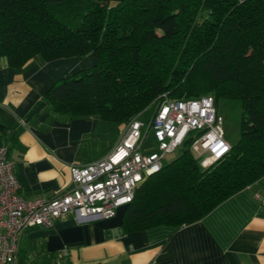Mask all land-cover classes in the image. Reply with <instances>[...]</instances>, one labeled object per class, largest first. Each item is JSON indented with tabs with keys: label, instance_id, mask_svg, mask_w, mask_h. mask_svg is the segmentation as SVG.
I'll list each match as a JSON object with an SVG mask.
<instances>
[{
	"label": "trees",
	"instance_id": "obj_1",
	"mask_svg": "<svg viewBox=\"0 0 264 264\" xmlns=\"http://www.w3.org/2000/svg\"><path fill=\"white\" fill-rule=\"evenodd\" d=\"M90 54L93 65L47 92L57 117H97L120 131L165 94L213 92L216 105L241 106L230 151L204 167L188 137L139 184L124 231L197 222L264 176V0H0L6 65Z\"/></svg>",
	"mask_w": 264,
	"mask_h": 264
},
{
	"label": "crops",
	"instance_id": "obj_2",
	"mask_svg": "<svg viewBox=\"0 0 264 264\" xmlns=\"http://www.w3.org/2000/svg\"><path fill=\"white\" fill-rule=\"evenodd\" d=\"M94 63L92 54L54 61L37 55L18 71L0 58V147L15 162L25 198L70 190L73 165L103 158L116 145L118 128L97 117H57L47 102L59 78ZM262 197L264 176L197 222L130 232L123 229L125 207L92 222L69 215L51 229L26 231L18 264H264Z\"/></svg>",
	"mask_w": 264,
	"mask_h": 264
},
{
	"label": "built area",
	"instance_id": "obj_3",
	"mask_svg": "<svg viewBox=\"0 0 264 264\" xmlns=\"http://www.w3.org/2000/svg\"><path fill=\"white\" fill-rule=\"evenodd\" d=\"M224 124L214 96L171 99L165 94L153 116H136L123 127L106 156L73 165V187L52 199L25 198L15 162L7 147H0V264H18L21 241L29 229H51L69 215L81 223L115 217L132 202L144 177L160 171L167 155L188 137L204 167L221 159L231 149ZM151 133L153 149L146 145Z\"/></svg>",
	"mask_w": 264,
	"mask_h": 264
},
{
	"label": "rangeland",
	"instance_id": "obj_4",
	"mask_svg": "<svg viewBox=\"0 0 264 264\" xmlns=\"http://www.w3.org/2000/svg\"><path fill=\"white\" fill-rule=\"evenodd\" d=\"M202 95L203 96L204 95H212V96L216 97L213 92H209L207 94H202ZM192 98H194V97H192ZM157 105H158V103L150 106L145 112H143L141 118L143 119V118H147L148 116L149 117L153 116L154 112L157 109ZM217 107H218L219 113L222 114L225 118V124L224 125H225V129H226V139L231 144L233 141H236L238 139L239 134H240V123H241V118H242L240 102L238 100L221 99L217 102ZM122 130H123V128L119 132H117V136H119L117 141L120 138V134H121ZM146 145L150 146L152 149L154 148L152 133L149 135V138L146 141ZM177 155H178V151H175L174 153L168 154L164 160L165 163L171 161ZM197 157L199 159L201 158L198 155H197Z\"/></svg>",
	"mask_w": 264,
	"mask_h": 264
}]
</instances>
